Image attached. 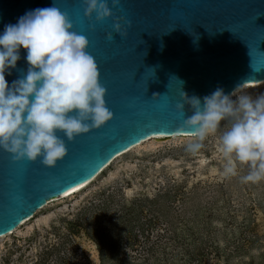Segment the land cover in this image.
Wrapping results in <instances>:
<instances>
[{"label":"water","instance_id":"obj_1","mask_svg":"<svg viewBox=\"0 0 264 264\" xmlns=\"http://www.w3.org/2000/svg\"><path fill=\"white\" fill-rule=\"evenodd\" d=\"M54 0H0V33L6 24ZM112 17L85 15L84 0H55L74 31L89 40L87 51L106 88L114 118L99 129L68 140L57 166L15 161L0 148V238L12 234L48 202L96 178L117 156L153 136L192 135L181 129L191 115L177 109L182 89L191 97L217 87L232 94L264 83V0H107ZM122 18L123 34L114 24ZM112 33L113 39H108ZM21 47L17 66L5 73L11 86L29 67ZM182 80L184 83L181 84ZM154 93L160 96L153 97Z\"/></svg>","mask_w":264,"mask_h":264},{"label":"rangeland","instance_id":"obj_2","mask_svg":"<svg viewBox=\"0 0 264 264\" xmlns=\"http://www.w3.org/2000/svg\"><path fill=\"white\" fill-rule=\"evenodd\" d=\"M264 93V83L234 93ZM224 130V122H221ZM220 132L152 138L0 238V264H264V179L226 177Z\"/></svg>","mask_w":264,"mask_h":264},{"label":"clouds","instance_id":"obj_3","mask_svg":"<svg viewBox=\"0 0 264 264\" xmlns=\"http://www.w3.org/2000/svg\"><path fill=\"white\" fill-rule=\"evenodd\" d=\"M84 4L89 19L93 14L97 21L113 16L107 0H84ZM119 4L120 0H112L114 7ZM121 19L117 18L114 29L123 34ZM73 29L54 0L52 6L30 10L15 24H6L0 33V148L15 161L39 159L54 168L68 153L58 132L74 140L114 118L106 106L107 90L100 83L98 64L87 51L89 40ZM108 39H113L112 33ZM21 47L27 50L29 67L10 86L5 73L10 75L17 66ZM234 93L217 87L201 100L182 89L183 103L177 109L184 113L185 105H190L191 115L181 129H189L193 136L186 150L196 154L208 136L220 132L224 175L236 176L237 163L247 164L250 171L242 182L257 183L264 179V93L233 99Z\"/></svg>","mask_w":264,"mask_h":264},{"label":"bare ground","instance_id":"obj_4","mask_svg":"<svg viewBox=\"0 0 264 264\" xmlns=\"http://www.w3.org/2000/svg\"><path fill=\"white\" fill-rule=\"evenodd\" d=\"M252 85H259V84H252ZM252 85H246V86H252ZM245 87V86H244ZM243 88V87H242ZM174 136H192V135H173V136H171L172 138L174 137ZM160 137H164V138H167V136H163V135H158V136H153V137H151V138H149V139H152V138H160ZM169 137V136H168ZM148 139V140H149ZM147 141V140H146ZM146 141H144V142H146ZM144 142H142V143H144ZM142 143H140L139 145H141ZM139 145H137V146H139ZM137 146H135V147H137ZM135 147H133V148H135ZM133 148H131L130 150H132ZM130 150H128V151H130ZM127 151V152H128ZM127 152H124V153H122V154H120L119 156H117L111 163H113L117 158H119L120 156H122V155H124L125 153H127ZM111 163L109 164V165H111ZM108 165V166H109ZM107 166V167H108ZM106 167V168H107ZM105 168V169H106ZM104 169V170H105ZM103 170V171H104ZM95 179V178H94ZM93 179V180H94ZM93 180H91L89 183H91ZM89 183H86V184H84V185H81V186H79V187H76V188H74V189H71V190H69L68 192H65L64 194H62V195H60V196H58V197H55V198H53V199H51L49 202H48V204L46 205V206H48L49 204H51V203H53V202H55V201H57V200H61V199H64V198H66V197H68L69 195H71V194H73V193H75V192H77L78 190H80V189H82V188H84L85 186H87ZM45 208V207H44ZM44 208H42V209H44ZM41 209V210H42ZM41 210H38L35 214H37V213H39ZM35 216V215H34ZM34 216L32 217V218H34ZM31 218V219H32ZM30 219V220H31ZM27 221H29V220H27ZM27 221L26 222H24L23 224H21L19 227H21V226H23V225H25V223H27ZM18 227V228H19ZM17 231V229L13 232V233H15ZM12 233V234H13Z\"/></svg>","mask_w":264,"mask_h":264}]
</instances>
